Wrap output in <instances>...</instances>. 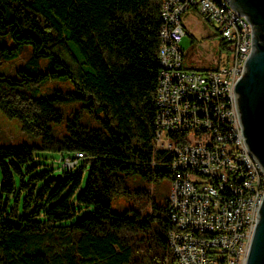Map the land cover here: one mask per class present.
I'll use <instances>...</instances> for the list:
<instances>
[{
  "label": "trees",
  "instance_id": "16d2710c",
  "mask_svg": "<svg viewBox=\"0 0 264 264\" xmlns=\"http://www.w3.org/2000/svg\"><path fill=\"white\" fill-rule=\"evenodd\" d=\"M159 11L160 0H0V63L31 45L18 75L0 73V110L40 139L0 144V264H178L167 196L159 203L127 182L174 175L171 153L153 143ZM55 78L71 88L42 94ZM34 147L58 153L61 171L31 174ZM77 152L73 167L61 165ZM120 196L149 206L112 211Z\"/></svg>",
  "mask_w": 264,
  "mask_h": 264
},
{
  "label": "built area",
  "instance_id": "2783aa9c",
  "mask_svg": "<svg viewBox=\"0 0 264 264\" xmlns=\"http://www.w3.org/2000/svg\"><path fill=\"white\" fill-rule=\"evenodd\" d=\"M217 23L229 64L186 69L182 15ZM155 149L172 155L167 195L175 228L168 245L178 264H244L264 174L243 141L233 86L251 44V25L227 0H160ZM83 153L64 155L71 168Z\"/></svg>",
  "mask_w": 264,
  "mask_h": 264
},
{
  "label": "rangeland",
  "instance_id": "374dc122",
  "mask_svg": "<svg viewBox=\"0 0 264 264\" xmlns=\"http://www.w3.org/2000/svg\"><path fill=\"white\" fill-rule=\"evenodd\" d=\"M185 24L190 28L191 26H195L197 24V28H207L212 32H216L215 27H217V23L214 22L209 23L206 22L202 16L199 13H195L193 11L188 14L187 17H183L182 19ZM198 22L200 24H198ZM202 31V30H201ZM197 39H199L201 42H204L205 44H196L194 43L192 46V51L189 48H187V51H191L192 55L190 56L189 53L184 54L185 61L189 60L190 57L192 59H201V56L198 55L201 51L206 50L205 45L209 46V50L216 52L217 49L213 50V44L212 41L218 42L221 35L213 33L212 35H209L208 37H205L203 32H192ZM191 35H186V44L191 43ZM4 41L7 44H12V41L9 37L5 38ZM190 42V43H189ZM207 51V50H206ZM31 52V45L26 43L22 44L17 51V56L13 58L12 60L5 61L0 63V73L7 74L10 76L18 75L17 68L22 67L24 63L28 60L30 57ZM221 55V60L223 61L221 64H229L231 60L232 52L227 49L225 46H221L220 50L215 53V56ZM48 57H39V67L41 70L45 69ZM193 67V66H190ZM49 87L52 89L58 87L64 90L70 89V83L66 80L55 78L54 82L51 83V86L45 87L42 90V94H46L49 90ZM50 91H53L50 89ZM78 104L77 101L70 102L63 104V109L66 112L76 107ZM82 121L86 123H90L85 116H82ZM53 131L55 134H59V131L62 130V127L57 124L52 125ZM21 142H26L31 145H39L40 139L38 136L31 135L25 133L21 128V122L16 117H10L4 114L0 110V144H19ZM82 162V159H79V163ZM31 163H35V169L31 171V174H34L35 172L43 171V170H50L45 178H50L54 176L56 173L61 171L60 168V161H59V154L42 149L40 147H34L33 148V159ZM127 182L131 184L133 187H142L146 188L151 195H153L159 203H163L164 197L168 195L169 186H170V179L163 178L161 180L155 181V182H149L144 179H142L139 175L133 174L127 177ZM74 201V198H73ZM149 206V203L144 200H136L134 198L126 197V196H120L115 197L111 200L110 208L112 211L121 212L126 208L129 207H140V208H147ZM86 209H81L77 211L70 219H64L61 222H70L73 220H76L82 213H84Z\"/></svg>",
  "mask_w": 264,
  "mask_h": 264
},
{
  "label": "water",
  "instance_id": "95a60500",
  "mask_svg": "<svg viewBox=\"0 0 264 264\" xmlns=\"http://www.w3.org/2000/svg\"><path fill=\"white\" fill-rule=\"evenodd\" d=\"M251 25V44L234 83V106L243 141L264 174V0H227ZM244 264H264V194Z\"/></svg>",
  "mask_w": 264,
  "mask_h": 264
},
{
  "label": "crops",
  "instance_id": "0c3cea01",
  "mask_svg": "<svg viewBox=\"0 0 264 264\" xmlns=\"http://www.w3.org/2000/svg\"><path fill=\"white\" fill-rule=\"evenodd\" d=\"M191 11H193L195 13H198L195 10H188V11L183 13L182 19H183L184 16L187 17L188 14H190ZM206 22H208V21H206ZM182 23H183V26L185 28V34L183 35V37L181 38V41H180V46H181V49H182V52H183V56H184L185 53H189L190 56L192 55L191 51L193 49L192 46H193L194 43H196V44H205L204 42H201L199 39H197V37L192 32H203L205 37H208L209 35H212L213 33H215V34L219 33L217 31L216 27H215L216 32H212V31H210L209 29H207L205 27H203L202 29L195 27V26H197V24H195V26H191L189 28L185 24V22L183 20H182ZM200 23L198 22V24H200ZM186 35H191V40H190L191 43L189 42L190 43L189 46H188V43L186 44ZM212 43H214L213 44L214 45L213 46V50L217 49L216 52L212 51L211 49L209 50V46L205 45L204 47H205V49L207 51L203 50V51H201L198 54V55L201 56V59H199V58L198 59H192V57H190L189 60L185 61V58L183 57V65H184V67L186 69L201 70V69H207V68H214V67H217L218 65H220L223 62L221 60V55L222 54H220L219 56H215V53L217 54V52L221 48L220 39H219L218 42L212 41ZM189 47L191 49L190 52L187 51V48H189ZM190 66H193V67H190Z\"/></svg>",
  "mask_w": 264,
  "mask_h": 264
}]
</instances>
